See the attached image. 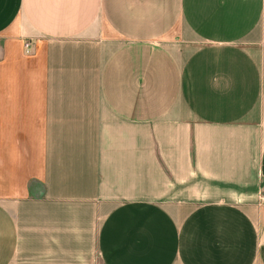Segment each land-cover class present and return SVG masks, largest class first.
Here are the masks:
<instances>
[{"label": "crops", "instance_id": "obj_1", "mask_svg": "<svg viewBox=\"0 0 264 264\" xmlns=\"http://www.w3.org/2000/svg\"><path fill=\"white\" fill-rule=\"evenodd\" d=\"M264 0H0V264H264Z\"/></svg>", "mask_w": 264, "mask_h": 264}, {"label": "rangeland", "instance_id": "obj_2", "mask_svg": "<svg viewBox=\"0 0 264 264\" xmlns=\"http://www.w3.org/2000/svg\"><path fill=\"white\" fill-rule=\"evenodd\" d=\"M257 194L260 196V200L264 201V188L261 186V188L257 189Z\"/></svg>", "mask_w": 264, "mask_h": 264}]
</instances>
